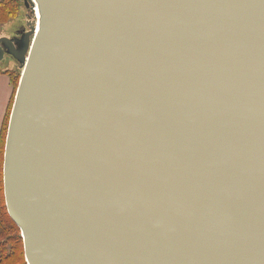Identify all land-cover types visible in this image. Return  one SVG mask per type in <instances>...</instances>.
<instances>
[{
	"label": "water",
	"instance_id": "water-1",
	"mask_svg": "<svg viewBox=\"0 0 264 264\" xmlns=\"http://www.w3.org/2000/svg\"><path fill=\"white\" fill-rule=\"evenodd\" d=\"M23 3L0 43L26 264H264V0Z\"/></svg>",
	"mask_w": 264,
	"mask_h": 264
},
{
	"label": "trees",
	"instance_id": "trees-1",
	"mask_svg": "<svg viewBox=\"0 0 264 264\" xmlns=\"http://www.w3.org/2000/svg\"><path fill=\"white\" fill-rule=\"evenodd\" d=\"M19 13L18 0H0V22L11 20ZM21 71L20 69H18ZM11 81L14 86V93L9 106L7 117L3 123L2 134L0 138V264H26L23 249V240L20 235L18 226L13 222L7 213L3 193V153L4 141L3 133L5 132L6 123L12 107L15 91L20 78V73L11 72Z\"/></svg>",
	"mask_w": 264,
	"mask_h": 264
},
{
	"label": "rangeland",
	"instance_id": "rangeland-1",
	"mask_svg": "<svg viewBox=\"0 0 264 264\" xmlns=\"http://www.w3.org/2000/svg\"><path fill=\"white\" fill-rule=\"evenodd\" d=\"M18 4H19L18 15L15 16L14 18H12L11 20L9 19L8 21L0 22V37L10 36L13 33V31L15 30L16 26L19 24L23 25V27L25 28L27 20H31V14L26 9V7L23 3V0H18ZM28 17H29V19H28ZM12 62L13 61H12L10 56H8V55L3 56V58L0 60V69L9 68V66H10V64H12ZM16 72L18 74L21 73V71H19L18 69H16ZM7 124L8 123H6V125ZM6 130H7V126H5V132L3 133V139H2L3 141H4V138L6 136Z\"/></svg>",
	"mask_w": 264,
	"mask_h": 264
},
{
	"label": "crops",
	"instance_id": "crops-1",
	"mask_svg": "<svg viewBox=\"0 0 264 264\" xmlns=\"http://www.w3.org/2000/svg\"><path fill=\"white\" fill-rule=\"evenodd\" d=\"M14 65V66H13ZM20 69L14 62L9 68L0 69V138L2 134L3 123L7 117L9 106L14 93V86L11 81V72Z\"/></svg>",
	"mask_w": 264,
	"mask_h": 264
},
{
	"label": "flooded vegetation",
	"instance_id": "flooded-vegetation-1",
	"mask_svg": "<svg viewBox=\"0 0 264 264\" xmlns=\"http://www.w3.org/2000/svg\"><path fill=\"white\" fill-rule=\"evenodd\" d=\"M27 30V26L24 28L23 25L19 24L16 26L15 30L13 31V33L10 36H6L8 38H20L23 33ZM0 46L3 48V50L5 51L3 56L7 55V50L12 48V45L10 42H1ZM9 56V55H8Z\"/></svg>",
	"mask_w": 264,
	"mask_h": 264
},
{
	"label": "bare ground",
	"instance_id": "bare-ground-1",
	"mask_svg": "<svg viewBox=\"0 0 264 264\" xmlns=\"http://www.w3.org/2000/svg\"><path fill=\"white\" fill-rule=\"evenodd\" d=\"M36 11V10H35Z\"/></svg>",
	"mask_w": 264,
	"mask_h": 264
}]
</instances>
